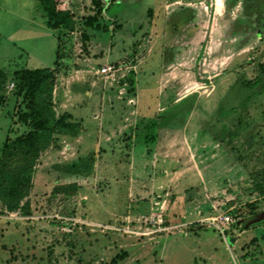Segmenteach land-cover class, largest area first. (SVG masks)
<instances>
[{
	"label": "rangeland",
	"instance_id": "rangeland-1",
	"mask_svg": "<svg viewBox=\"0 0 264 264\" xmlns=\"http://www.w3.org/2000/svg\"><path fill=\"white\" fill-rule=\"evenodd\" d=\"M114 1L72 0L76 71L51 101L79 131L42 149L18 142L16 72L54 68L57 31L42 0H0V264H264V218L239 223L264 212V0Z\"/></svg>",
	"mask_w": 264,
	"mask_h": 264
},
{
	"label": "trees",
	"instance_id": "trees-1",
	"mask_svg": "<svg viewBox=\"0 0 264 264\" xmlns=\"http://www.w3.org/2000/svg\"><path fill=\"white\" fill-rule=\"evenodd\" d=\"M48 15V27L56 30L57 51L54 61L55 67L24 69L17 71L22 79L21 91L24 93L23 102L29 111L20 114L19 119L34 127L33 133H28L18 139L21 145L30 144L35 136L42 142V149L51 146L55 134L75 135L79 131V124L67 122L68 116H57V109L52 103L54 93H62L65 80L76 71L75 43L70 34L77 31V22L70 9L72 0H42ZM101 9L92 17H88L87 23L93 26L97 22ZM99 27L98 24L95 25ZM87 39V36H84ZM6 78L5 72L0 68V87ZM30 171H19L18 174L9 173L10 183L4 189L5 196L9 199L7 206L10 210L18 208L20 197V185L24 177L31 175ZM24 175V177H23ZM77 185H57L53 193L76 194ZM264 216L256 213L252 217L242 219L243 229H249L257 224Z\"/></svg>",
	"mask_w": 264,
	"mask_h": 264
},
{
	"label": "crops",
	"instance_id": "crops-1",
	"mask_svg": "<svg viewBox=\"0 0 264 264\" xmlns=\"http://www.w3.org/2000/svg\"><path fill=\"white\" fill-rule=\"evenodd\" d=\"M167 1H169V0H155L154 3L157 4L158 8H159L160 5L164 4V2H167ZM114 2H117V0H115ZM154 3L152 5H154ZM183 15L184 14H182V13L177 14L176 17L172 18L173 23H171V24L174 26L178 25L179 27H184L185 24L188 23V20H187V18H184ZM133 22H135V20ZM174 26H173V29H174ZM56 41H57V39H56ZM100 124H102V122H100Z\"/></svg>",
	"mask_w": 264,
	"mask_h": 264
},
{
	"label": "built area",
	"instance_id": "built-area-1",
	"mask_svg": "<svg viewBox=\"0 0 264 264\" xmlns=\"http://www.w3.org/2000/svg\"><path fill=\"white\" fill-rule=\"evenodd\" d=\"M114 69H115V68L112 67V66H105V67H102V68L100 69V74H102V75H106V74L110 73L111 71H113Z\"/></svg>",
	"mask_w": 264,
	"mask_h": 264
},
{
	"label": "water",
	"instance_id": "water-1",
	"mask_svg": "<svg viewBox=\"0 0 264 264\" xmlns=\"http://www.w3.org/2000/svg\"><path fill=\"white\" fill-rule=\"evenodd\" d=\"M260 216H264V212H261L260 213ZM229 241L232 243L233 242V239L229 238Z\"/></svg>",
	"mask_w": 264,
	"mask_h": 264
}]
</instances>
